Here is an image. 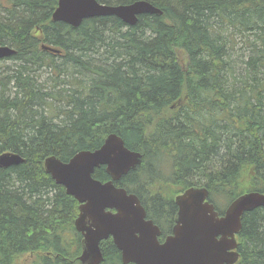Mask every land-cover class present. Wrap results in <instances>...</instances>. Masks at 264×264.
<instances>
[{"label":"trees","instance_id":"1","mask_svg":"<svg viewBox=\"0 0 264 264\" xmlns=\"http://www.w3.org/2000/svg\"><path fill=\"white\" fill-rule=\"evenodd\" d=\"M96 1L162 14L72 28L52 21L57 0H0V47L15 51L0 60L12 62L0 66V155L23 159L0 168V264H79L78 204L43 162L66 163L109 134L143 155L117 186L156 223L170 226L173 193L188 187L217 206L264 193V0ZM93 178L109 180L104 167ZM237 239V264H264V208L243 216ZM100 249L102 264H121L111 240Z\"/></svg>","mask_w":264,"mask_h":264},{"label":"water","instance_id":"2","mask_svg":"<svg viewBox=\"0 0 264 264\" xmlns=\"http://www.w3.org/2000/svg\"><path fill=\"white\" fill-rule=\"evenodd\" d=\"M144 14L162 13L146 1L105 6L96 0H57L51 18L53 22L78 28L84 20L111 16L132 27ZM42 49L58 53L44 46ZM14 54L12 48L0 47V60ZM142 158L140 153L126 148L119 136L109 134L98 149L77 152L66 163L54 156L44 160L45 173L78 203L74 229L82 237L80 263L101 264L99 244L109 238L119 251L122 264L240 262L237 235L242 229V218L254 209L264 208V193L241 194L220 215L205 187H190L174 197L177 207L174 224L170 234L160 242L161 231L146 219L137 196L115 186L141 165ZM22 161L19 156L4 154L0 156V167L8 168ZM101 166L109 177L106 182L93 178L94 171Z\"/></svg>","mask_w":264,"mask_h":264},{"label":"rangeland","instance_id":"3","mask_svg":"<svg viewBox=\"0 0 264 264\" xmlns=\"http://www.w3.org/2000/svg\"><path fill=\"white\" fill-rule=\"evenodd\" d=\"M238 46H239V44H236L234 47V50L238 49ZM237 57H238L237 53L233 51L232 52V58L237 59ZM0 66H12V62L11 61H0ZM46 76H47V74L46 75L42 74L40 77V80L41 81L46 80L47 79ZM225 204H226V201L221 198V201L218 203V207L222 208V207H224ZM31 262H32V260L29 258L28 255H23L20 258H18L14 264H31Z\"/></svg>","mask_w":264,"mask_h":264},{"label":"flooded vegetation","instance_id":"4","mask_svg":"<svg viewBox=\"0 0 264 264\" xmlns=\"http://www.w3.org/2000/svg\"><path fill=\"white\" fill-rule=\"evenodd\" d=\"M146 219H150V220H152L153 221V223L155 224V225H157L161 230H162V232H163V229H162V225H163V227H168V232H166V234L165 233H162V235H161V237H160V240H162L168 233H169V230H170V228H171V224H170V226L168 225V222L167 221H163L162 223H156L153 219H151V218H149V217H146ZM173 225V224H172Z\"/></svg>","mask_w":264,"mask_h":264},{"label":"bare ground","instance_id":"5","mask_svg":"<svg viewBox=\"0 0 264 264\" xmlns=\"http://www.w3.org/2000/svg\"><path fill=\"white\" fill-rule=\"evenodd\" d=\"M57 6V5H56ZM105 6H108V5H105ZM52 19V18H51ZM1 47H5V46H1ZM8 47V46H7ZM4 59H6V58H4ZM2 60V59H1ZM4 154H11V155H16V156H19L18 154H13V153H4ZM4 154H1V155H4ZM0 155V156H1ZM20 158H21V156H19ZM22 159V158H21ZM23 160V159H22ZM23 162V161H22ZM21 162V163H22ZM15 166V165H14ZM1 168V167H0ZM1 169H5V168H1Z\"/></svg>","mask_w":264,"mask_h":264}]
</instances>
